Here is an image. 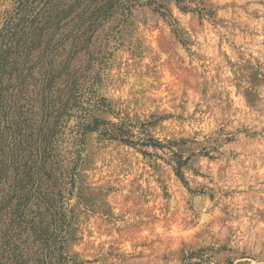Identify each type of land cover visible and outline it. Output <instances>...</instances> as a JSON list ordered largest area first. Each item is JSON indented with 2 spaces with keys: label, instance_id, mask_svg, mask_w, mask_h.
I'll list each match as a JSON object with an SVG mask.
<instances>
[{
  "label": "rangeland",
  "instance_id": "rangeland-1",
  "mask_svg": "<svg viewBox=\"0 0 264 264\" xmlns=\"http://www.w3.org/2000/svg\"><path fill=\"white\" fill-rule=\"evenodd\" d=\"M0 264H264V0H0Z\"/></svg>",
  "mask_w": 264,
  "mask_h": 264
},
{
  "label": "trees",
  "instance_id": "trees-1",
  "mask_svg": "<svg viewBox=\"0 0 264 264\" xmlns=\"http://www.w3.org/2000/svg\"><path fill=\"white\" fill-rule=\"evenodd\" d=\"M116 127H117V128H116ZM113 131H115L116 133H118V135H120V136H122V135H124V134H127V132L124 131V130L122 129V127H120V126L118 127V126H116V125H115L114 129L112 130V132H111L112 134H111V135H114V134H113V133H114ZM103 133H107L106 130H104ZM111 135H110V136H111Z\"/></svg>",
  "mask_w": 264,
  "mask_h": 264
}]
</instances>
